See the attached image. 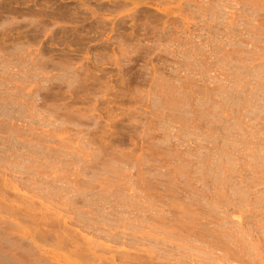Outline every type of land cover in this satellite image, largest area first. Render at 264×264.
<instances>
[{
	"label": "rangeland",
	"instance_id": "obj_1",
	"mask_svg": "<svg viewBox=\"0 0 264 264\" xmlns=\"http://www.w3.org/2000/svg\"><path fill=\"white\" fill-rule=\"evenodd\" d=\"M0 155L30 218L135 228L164 264H264V0H0ZM3 210L0 264H86Z\"/></svg>",
	"mask_w": 264,
	"mask_h": 264
},
{
	"label": "bare ground",
	"instance_id": "obj_2",
	"mask_svg": "<svg viewBox=\"0 0 264 264\" xmlns=\"http://www.w3.org/2000/svg\"><path fill=\"white\" fill-rule=\"evenodd\" d=\"M2 151V150H1ZM3 154H4V152H3ZM1 157H2V155H0ZM4 157V156H3ZM2 157V158H3ZM3 160H4V158H3ZM2 162V161H1ZM8 162V161H7ZM9 163V162H8ZM5 164V163H4ZM7 164V163H6ZM0 165H2V164H0ZM4 166V165H3ZM10 168V167H9ZM3 170H6V169H3ZM3 172H5V171H3ZM8 182V181H7ZM14 182V181H13ZM20 182V181H19ZM11 183V182H10ZM20 185V184H19ZM19 185H15V184H12L11 186L9 185V191H12V192H14V193H12V192H10L12 195H14V194H19V193H22V188H25V186H23V185H21V187L19 186ZM8 185L6 184V187H7ZM23 186V187H22ZM8 188H7V190H5V189H2L1 188V186H0V208L1 209H4L3 211H4V213H5V215L6 216H8V217H6L5 216V218H6V220H8V219H19L18 221H15V222H18L16 225H14L15 227L17 226L18 227V229H19V221H26V223H27V221H29L30 222V220H31V222L30 223H32V226L34 227V229H32L31 227V224H30V229H32V231H35L34 233L33 232H30V233H33V235H31V237H32V239H31V244H33V247H31V248H33V250L35 251H42L43 252V254H48L49 256H51V259H55L56 257H57V255L55 254V253H50V252H48L47 250H45V246L46 247H48L49 246V244H51V245H53V243L54 244H56L57 245V248L56 249H60L61 251H62V249H67V248H73V250L74 251H70V249H69V251L68 252H70V253H72L73 255L74 254H76L77 256H79V257H81L82 256V258L84 257V259H82V261H84L85 260V262H86V264H160V263H157V262H161V261H159V259H157V257L158 258H162V256L160 255V257L158 256L159 255V253L157 254V252H156V247L155 246H153L154 248H155V250H154V248H152V249H148V248H146L147 250H143V249H141V250H139V248L136 246V244H133V243H130V242H132V241H128V242H126V239L128 238V237H130V236H133V237H135V238H138L137 237V234L138 233H144V232H139L137 229H135L134 228V230H135V232H134V230L132 229L133 228V226H132V228H130L129 227V229H132L131 231H132V233L130 234V232L128 233V228H127V231L125 230V231H123L122 230V232L121 233H113L114 232V230L113 229H111V230H113V231H111V232H109V234H104V233H102L103 232V230H102V232L100 231V229H99V232H100V234H99V232L98 231H96V232H98V236L96 235V232L94 233L95 235L93 236L95 239H93V238H91L90 236H85L84 235V232H83V230L79 227L80 225H79V223H78V228H73V226H75V224H76V222H80V219H76L75 217H69V216H65V215H62V214H56L55 213V215L54 214H51V215H46L45 213H42V212H40L41 213V215L39 216L38 214H37V212L35 213V215L33 216V217H29L28 216V214H27V216H26V213H27V211H28V209H26L27 208V204L26 203H22L21 202V199H19V203H18V201H12L13 203L14 202H17L18 204H19V206L17 205V206H15V207H13V204L11 205V206H8V207H6V206H3V204H6V203H8L9 202V198L11 199V195H10V193H9V191H8ZM27 189V188H26ZM38 193V192H37ZM36 194V193H35ZM23 195V194H22ZM26 195V194H25ZM38 195V194H37ZM36 195V196H37ZM18 196H20V195H17V197ZM17 197H15L14 196V198H17ZM21 197V196H20ZM23 197H24V195H23ZM29 197V196H28ZM27 196H26V198H28ZM39 197H41V196H38V198ZM43 197V196H42ZM77 197V196H76ZM13 198V199H14ZM25 198V199H26ZM31 198V197H30ZM67 198V197H66ZM66 198H65V200H66ZM81 198V197H80ZM79 198V199H80ZM40 199V198H39ZM42 200H43V198H41ZM40 199V200H41ZM68 199V198H67ZM18 200V199H17ZM30 200H32V199H30ZM37 200V199H36ZM40 200H39V202H40ZM62 200V199H61ZM69 200H71V199H69ZM69 200L67 201L68 203H69ZM74 200H76L75 198H74ZM73 201V200H72ZM76 201H78V200H76ZM26 202V201H25ZM59 202H60V200H59ZM61 202H63V201H61ZM75 202V201H74ZM74 202H72V203H74ZM137 202V201H136ZM76 204H77V202H75ZM132 203V202H131ZM134 203V202H133ZM21 204H22V206L24 207V205L26 204V210H23L24 208L21 206ZM24 204V205H23ZM41 204V206L42 207H44L45 205H44V203L42 202V203H40ZM61 204H64V202L63 203H61ZM75 204V205H76ZM30 205H32V204H30ZM74 205V204H73ZM22 208H21V207ZM34 206V205H33ZM66 206V205H65ZM71 206H72V204H71ZM36 207V206H35ZM28 208L29 209H32V208H30L29 206H28ZM46 208V207H45ZM34 210H35V208H34ZM40 210V209H39ZM46 210V209H45ZM36 211V210H35ZM2 212V211H1ZM1 212H0V214H1ZM39 213V212H38ZM99 213V212H98ZM158 213V212H157ZM37 214V215H36ZM67 214V213H66ZM78 214H80V213H78ZM103 214V213H102ZM102 214H100V216L102 215ZM31 215H33L32 213H31ZM68 215H70V214H68ZM76 215V214H75ZM81 215V214H80ZM104 215V214H103ZM135 215V214H134ZM133 215V216H134ZM153 215H155V214H153ZM83 216V215H82ZM98 216V215H97ZM122 216V215H121ZM129 216V215H128ZM157 216V215H156ZM27 219H26V218ZM106 217V216H105ZM162 217V216H161ZM2 218V217H1ZM0 218V219H1ZM78 218V217H77ZM81 218V217H80ZM109 218V217H108ZM124 218H125V216H124ZM128 218V217H127ZM132 218H134V217H131V219ZM164 218V217H163ZM28 219H30V220H28ZM89 219V218H88ZM105 219H107V218H105ZM126 219V218H125ZM130 219V218H129ZM129 219H126V220H129ZM130 219V220H131ZM101 220V219H100ZM120 220V219H119ZM121 220H122V217H121ZM140 220V219H139ZM138 220V221H139ZM146 220V219H145ZM4 221V220H3ZM2 221V222H3ZM22 221V222H23ZM84 221V220H83ZM99 221V220H98ZM125 221V220H124ZM121 221V222H123V225L124 226H126V227H128L129 225V223L128 224H126L125 222H128V221ZM133 221V220H132ZM134 221H135V219H134ZM133 221V222H134ZM159 221V220H158ZM163 221V220H162ZM165 221V220H164ZM1 222V221H0ZM1 222V223H2ZM5 222V221H4ZM8 222H10V221H8ZM23 222V223H24ZM82 222V221H81ZM107 222V221H106ZM120 222V221H119ZM131 222V221H130ZM13 223V222H12ZM26 223H24V224H26ZM84 223V222H83ZM94 223V222H93ZM103 223V222H102ZM21 225H22V223H20ZM81 224V223H80ZM139 224H140V222H139ZM139 224H137V225H139ZM146 224H147V222H146ZM149 224V223H148ZM147 224V225H148ZM151 224V223H150ZM11 225V224H10ZM29 225V224H28ZM91 225V224H90ZM94 225H95V223H94ZM100 225V224H99ZM102 225V224H101ZM128 225V226H127ZM132 225V224H131ZM154 225V224H153ZM165 225V224H164ZM12 226V225H11ZM13 226V227H14ZM26 226V225H25ZM24 226V227H25ZM96 226V225H95ZM95 226L94 227H92L93 228V230H94V228H95ZM109 226V225H108ZM114 226V225H113ZM123 226V228L125 229L126 227H124ZM141 226V225H140ZM143 226H145V225H142V228H143ZM12 227V228H13ZM29 227V226H28ZM82 227V226H81ZM87 227V226H86ZM99 227V226H98ZM115 227V226H114ZM119 227H121V226H119ZM134 227H135V225H134ZM160 227V226H159ZM164 227V226H163ZM9 228H10V226H9ZM110 228V227H109ZM118 228V227H117ZM123 228H120V229H123ZM137 228V227H136ZM142 228H140V229H142ZM162 228V227H161ZM27 229H29V228H27ZM89 229V228H88ZM104 229V228H103ZM139 229V228H138ZM146 229V228H145ZM23 228H21V232L23 233ZM92 230V229H91ZM97 230V229H96ZM106 230V229H105ZM104 230V231H105ZM151 230H152V228H151ZM154 230V229H153ZM158 230V229H157ZM163 230V229H162ZM1 231H4V230H1ZM20 231V230H19ZM28 231H30V230H28ZM85 231V230H84ZM117 231H118V229H117ZM143 231V230H142ZM6 232V231H5ZM8 232V231H7ZM90 232V231H89ZM107 232V231H106ZM167 232V231H166ZM182 232V231H181ZM92 233V232H91ZM156 233V232H155ZM164 233V232H163ZM90 234V233H89ZM93 234V233H92ZM149 236L151 235L150 233H149V231H148V233H147ZM4 235V234H3ZM25 235H26V233H25ZM164 235V234H163ZM167 235V234H166ZM170 235H171V233H170ZM173 235V234H172ZM96 236V237H95ZM143 236V235H142ZM152 236H153V234H152ZM158 236H160V235H158ZM27 237H29V236H27ZM146 237V236H145ZM164 237V236H163ZM162 237V238H163ZM96 238H97V240H96ZM147 238V237H146ZM155 238H157V237H155ZM170 238V237H169ZM144 239L145 238H143V241H144ZM150 239H151V237H150ZM128 240V239H127ZM141 240H142V238H141ZM140 240V241H141ZM148 240V239H147ZM154 240V239H153ZM157 240V239H156ZM163 240V239H162ZM161 240V241H162ZM30 241V240H29ZM137 241V240H136ZM139 241V240H138ZM170 241V240H169ZM145 242V241H144ZM143 242V243H144ZM153 242V241H152ZM26 243V242H25ZM128 243H130V244H128ZM157 243H158V241H157ZM164 243V242H163ZM173 243V242H172ZM20 244V243H19ZM23 244V243H22ZM21 244V245H22ZM27 244V243H26ZM140 246H141V244L140 243H138ZM150 244V243H149ZM149 244H148V246H149ZM169 244V243H168ZM20 245V246H21ZM48 245V246H47ZM50 245V247H53V246H51ZM56 245H54L55 247H56ZM120 245H122V246H120ZM155 245H157V244H155ZM49 247V248H50ZM142 247V246H141ZM165 247V246H164ZM22 248H24L23 247V245H22ZM54 248V247H53ZM145 248V247H144ZM178 248V247H177ZM179 250V249H178ZM34 251H32V252H34ZM66 251V250H65ZM65 251H63V252H65ZM158 251V250H157ZM143 254H142V253ZM167 252V251H166ZM66 253V252H65ZM70 255V254H69ZM68 255V256H69ZM76 255H74V256H76ZM168 255V254H167ZM262 255V254H261ZM57 259H58V257H57ZM81 259V258H80ZM261 259V258H260ZM56 260V259H55ZM166 260V259H165ZM164 260V261H165ZM178 260V259H177ZM58 261V260H57ZM163 261V260H162ZM164 261L163 262H161V264H164ZM181 262V261H180ZM179 264V263H178Z\"/></svg>",
	"mask_w": 264,
	"mask_h": 264
}]
</instances>
